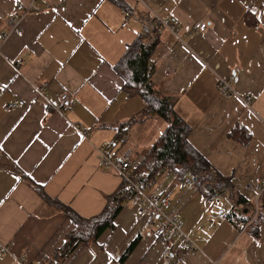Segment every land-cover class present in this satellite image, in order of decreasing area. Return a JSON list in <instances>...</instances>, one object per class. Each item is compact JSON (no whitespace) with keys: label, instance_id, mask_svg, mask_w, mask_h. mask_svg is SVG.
Returning a JSON list of instances; mask_svg holds the SVG:
<instances>
[{"label":"crops","instance_id":"1","mask_svg":"<svg viewBox=\"0 0 264 264\" xmlns=\"http://www.w3.org/2000/svg\"><path fill=\"white\" fill-rule=\"evenodd\" d=\"M31 1L38 9L24 15L21 33L0 41V242L11 244L0 264H17L21 256L27 264H50L49 256L73 227L28 180L80 216H93L122 182L115 169L100 165L101 158H119L130 148L136 165L166 126L160 118L136 114L141 103L119 95L123 80L113 68L142 29L146 15L139 0H120L130 12L112 0H0V34L8 30L10 16L20 15L16 4ZM149 1L151 13L177 26L176 34L160 27L155 83L177 95L175 111L191 126L189 142L213 173L230 178L234 198L225 193L233 204L244 196L246 181L264 178V0ZM196 22H206V30L193 29ZM235 68L237 95L223 97L218 78ZM62 92L71 102L61 112ZM246 95H252L249 105L242 100ZM14 99L25 104L2 108ZM125 125L127 139H115ZM154 125L158 135L151 137ZM240 127L250 137L247 144L230 135ZM163 171L152 188L170 191L184 230L199 247L174 252L170 264H264V224L252 235L249 229L238 232L234 216L209 219V210L221 209L218 194L197 184L183 190L172 171ZM243 208L241 221L251 216ZM167 246L125 201L114 228L79 245L65 264H161Z\"/></svg>","mask_w":264,"mask_h":264},{"label":"trees","instance_id":"2","mask_svg":"<svg viewBox=\"0 0 264 264\" xmlns=\"http://www.w3.org/2000/svg\"><path fill=\"white\" fill-rule=\"evenodd\" d=\"M112 1L121 7L124 5L120 0ZM123 10L130 12L129 7L125 5ZM145 15L142 29L132 42L126 44L122 56L113 65V68L123 80L119 95L122 94L127 98H134L137 101L141 100V107L136 114L142 118H160L165 121L166 126L156 140L149 146L140 162L132 167V172L137 178L141 177L149 180L154 176L156 171L166 169L173 172L177 181H181L185 172L196 173L198 176L196 184L204 185L209 190L210 195L216 196L220 192L227 191L230 193V197L234 198L230 178L213 173L209 161L189 142L188 137L191 126L175 111L177 95L167 93L160 85H157L153 81L155 69L154 56L160 45V28L149 13H145ZM150 66L152 67L151 70H149ZM131 123L132 121H129L127 125H131ZM127 125L119 127L115 139H127L124 136L128 132ZM230 135L243 144H247L250 139L247 133L244 135L241 127L232 129ZM28 182L43 200L57 212H62L73 226L65 234L61 247L49 256L48 260L50 264H60L79 245L89 244L97 240L106 229H113L114 220L122 210L126 196L132 190L129 182L122 180L115 191L106 195L105 205L98 214L90 217H82L69 206L61 203L57 199L49 197L41 186L31 180H28ZM233 204L237 207L236 212L234 213L232 211L229 214V219L231 216L239 219V207L242 205L244 211L250 210L251 216L241 222L247 224L246 229H249L252 235H258L261 226L264 224V192L260 196L254 218L252 216L255 206L245 194L244 196L240 195L239 199L237 198ZM230 220L232 221V219ZM158 235L162 236V234ZM140 237L138 235L132 239L119 258L120 262L135 248L140 241Z\"/></svg>","mask_w":264,"mask_h":264},{"label":"built area","instance_id":"3","mask_svg":"<svg viewBox=\"0 0 264 264\" xmlns=\"http://www.w3.org/2000/svg\"><path fill=\"white\" fill-rule=\"evenodd\" d=\"M143 1V0H139ZM20 15L18 17H9L7 19L9 28L7 31H3L0 34V41L6 40L12 33H21V20L24 15L31 10H37V6L33 1L27 5L21 2L16 4ZM127 18L122 22V26H126ZM169 20H161L159 27H167L174 34L177 33V26H169ZM207 28L206 22H196L193 25V29L204 32ZM152 67H149L151 70ZM239 68H235L228 76L219 77L216 88L219 94L223 97H231L237 95L233 83L237 78ZM153 81L154 77H153ZM60 107L59 110L65 111L70 106V98L67 92H62L59 96ZM243 102L247 105L252 101V95H246L242 98ZM23 100L14 99L11 101L3 102L2 108L4 110H10L17 106L24 105ZM126 139V138H124ZM132 150L126 149L119 158L103 156L100 160L102 166H107L115 169L122 180H126L132 186L131 192L126 196V201L134 207L137 217L144 224L151 227L156 233L162 234L167 242L168 246L163 254L161 264H170L171 257L174 252L180 253H192L199 250L197 243L194 239L184 230L182 220L179 216L178 207L173 205L170 191H156L153 190V186L156 185L158 179L163 174V170L160 169L155 172L154 176L149 180L138 177L132 172V167L135 165V161L131 159ZM175 177V175H173ZM177 181V179H175ZM198 180V176L191 172H185L181 181H177V185L183 190H191L195 187ZM243 194L248 198L255 199L253 218L257 212V201L260 199L261 194L264 192V178L259 181H246L241 187ZM253 197H251V196ZM218 198L221 199V209L218 211L209 210L207 217L213 221L223 222L229 219V214L234 209V205L229 202L225 192L218 193ZM232 224L236 227L239 233H242L247 224H243L239 219H232ZM258 242L259 240L256 239ZM11 244L0 242V256L4 255L10 250ZM17 264H27L25 257L21 256L17 260Z\"/></svg>","mask_w":264,"mask_h":264},{"label":"rangeland","instance_id":"4","mask_svg":"<svg viewBox=\"0 0 264 264\" xmlns=\"http://www.w3.org/2000/svg\"><path fill=\"white\" fill-rule=\"evenodd\" d=\"M140 3L142 4V10L146 13V14H150V16L153 18V20H154V22L157 24V26H159V24L161 23V20H169V26H172V25H175V23L171 20V19H162L161 17H159L158 15H156V14H153V13H151V12H153L152 10H153V7H152V3H151V1H149V0H143V1H140ZM145 6V7H144ZM152 9V10H151ZM148 12V13H147ZM176 26V25H175ZM134 27V26H133ZM160 28V27H159ZM162 28H165V29H169V28H167V27H164V26H162ZM161 28V29H162ZM160 29V30H161ZM159 30V31H160ZM170 30V29H169ZM171 31V30H170ZM138 103H142L141 102V100H139L138 101ZM157 130H158V128H157V125H154V126H152L151 128H150V131H149V135L151 136V137H156L158 134V132H157ZM100 165H101V162H100ZM194 174H196V173H194ZM197 175V174H196ZM186 191H189V189L188 190H186ZM179 192H181V189H179ZM243 193V192H242ZM246 196V195H245ZM251 196V195H250ZM251 197H253V196H251ZM172 198V197H171ZM252 203H256V201H255V199H251L250 200ZM257 205H259V199H258V201H257ZM178 212H179V216H180V210H179V208H178ZM186 224V223H185ZM185 224H184V226L183 227H185L186 228V226H185ZM68 260V258L67 259H65L62 263L63 264H65V262Z\"/></svg>","mask_w":264,"mask_h":264}]
</instances>
